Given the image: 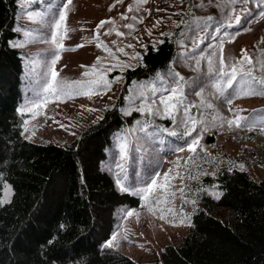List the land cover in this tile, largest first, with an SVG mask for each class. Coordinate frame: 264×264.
Segmentation results:
<instances>
[{"label":"trees","instance_id":"obj_1","mask_svg":"<svg viewBox=\"0 0 264 264\" xmlns=\"http://www.w3.org/2000/svg\"><path fill=\"white\" fill-rule=\"evenodd\" d=\"M184 1L179 27L159 40L163 43H147L142 59L118 71L120 86L111 106L74 139L42 143L23 135L25 115L18 111L25 86L23 50L10 42L19 34L21 5L19 0H0V197L4 183L11 186L10 202L0 205V264H264V171L254 176L242 156L217 148L214 132L203 133L202 142L215 149L199 144L201 154L193 155L197 164L187 173L185 195L196 204L187 203L190 223L180 239L165 243L149 261L102 247L121 212L141 208L140 197L131 190L143 186L163 157L190 140L158 131L179 132L171 119L134 110L140 107L139 97L135 93L131 104L126 99L134 97L132 87H160L158 73L168 78L174 68L181 74L180 49H193L189 56L194 59L205 53V61L213 53L212 33L217 28L218 33L233 32L225 15V6H232L229 0ZM258 1L248 0L241 22L264 10V0ZM200 3L203 7H195ZM234 7L243 5L238 0ZM209 15L211 21L193 19ZM203 71L200 66L193 70L197 91ZM145 95L151 97V88ZM124 136L126 158L117 147ZM118 178L129 192L120 190ZM218 193L222 195L216 199Z\"/></svg>","mask_w":264,"mask_h":264},{"label":"rangeland","instance_id":"obj_2","mask_svg":"<svg viewBox=\"0 0 264 264\" xmlns=\"http://www.w3.org/2000/svg\"><path fill=\"white\" fill-rule=\"evenodd\" d=\"M65 2L66 0H19L21 5L18 15L20 25L17 27L19 34L13 42L27 41L24 47H19L23 50V81L25 80L24 98L19 109L29 105V102L36 100L37 97L45 95L43 87L49 78L45 74L48 72L52 59V46L48 43L51 35L50 24L58 14V9ZM115 2L116 0H72L66 21L69 31L63 40L65 50L60 51L61 59L55 66L59 72V78L68 82L94 78L91 74L87 78L83 77L82 74L96 62L97 57L108 55L102 48L96 46L99 41H103L114 52L117 47H124L128 55L122 53H116V55L122 62L127 61L131 66L135 65L138 60L130 59V57L137 53L140 55V51L144 48L142 45L157 43L164 36L161 35L162 32L171 34L179 22V17H183L185 10L184 0H148L147 4L141 6L144 10L139 13H127L129 4L136 7L134 0H124L122 4H116L114 8L111 7ZM29 11L36 14V19H27L26 13ZM122 13L142 17L143 23L122 20L120 18ZM109 18L116 21V27L125 35L118 36L115 32L112 35H104V31L112 27V25L106 24L103 29H100L99 41L94 40L93 37L96 35L95 30L99 22ZM157 20H160L161 23L153 28V24ZM128 22L135 24L134 30L123 27ZM232 25L233 32L230 37H234V39L231 41L230 37L226 38L223 33L217 31L212 33L214 36L211 42L213 53L209 55L218 61L221 56L219 43L223 41L222 55L228 64L235 62L242 55L241 49H245L252 55L256 64V75H264L259 66L260 63H264V18H261L260 15L257 18L246 16L244 21L239 24L233 22ZM149 29L151 35L148 34ZM25 33L29 35L26 36ZM112 41H116V44H112ZM80 44H83L84 47H77ZM127 44H132L134 47L128 48L126 47ZM191 50L193 49L182 48L179 51V59L182 65L179 67L180 75L183 78L187 77V80L184 78L185 83H187L183 87L186 97L185 103L199 106L202 98L196 96L195 93L204 89V98L210 101L219 114L225 118L233 116V112L229 111V108L242 109L240 115L245 120L240 128L235 126L229 128L226 124L221 127L219 121L213 127L210 118L212 110L205 107L192 109V115L198 116L199 113H203V118L209 120L208 131L206 132H214L217 136L216 147L221 146L225 150L242 156L249 172L254 176L260 175L264 171V95L229 97L226 94L219 98L210 95L212 91L209 84L210 80L205 75V72H208L207 60L202 61L206 54L201 52L198 59H194V54L189 56ZM197 60H199V64L196 63ZM195 66H200L204 70L202 79H200L201 82L203 81V86L198 91L194 87L199 82L198 77L193 72ZM120 70L122 69L117 68L114 70L117 72L108 73L107 78L112 81V84L111 90L106 93L101 92L100 95H93L91 98L73 94L71 98L62 97L59 101H55L54 97L49 95V101L53 102L48 103L46 108L34 110L41 112V115L32 119V113L24 114V121L28 120L29 123L26 126L23 123V135L25 137L30 136V140L42 143L49 141L63 143L74 139L89 122L97 119L102 111L113 103L120 86L118 81V71ZM152 87L157 86L151 83L140 88L149 90ZM136 90L137 88L132 87L131 95L134 92V97ZM187 95L192 97V101L187 99ZM228 98L233 100L231 105L226 103ZM89 109H95V111H89ZM25 127L28 128L27 132L24 131ZM195 135L196 133H193V136ZM200 146L204 150L215 149L214 145L203 143L202 139ZM183 147L186 149L184 152L174 151L163 157L156 170L163 175L169 168H173L171 175H175V161L179 156L181 158L180 172L184 177V182L181 184V180L177 178L172 183L176 188H184L183 196L176 192L175 197H168V203L153 205L157 209L155 214L148 211L147 207H142L144 202L141 201V208L135 209L139 213L138 219L134 215L125 220L127 210H123L113 226V232L120 231L122 235H127L128 239H120L119 246L114 247V249L129 255L133 259L149 261L157 256L158 251L165 243L178 241L186 232L189 225L188 220L185 219L184 223L180 221L185 217H190V207H186L187 203H185V200H190L188 195H185L187 193V173L191 167L197 164V158L187 151L186 145ZM199 151L201 150L197 149L195 154H201ZM189 156H193V160L188 165H184V160H187ZM167 208H172L173 211H164L163 215L166 218L160 219L162 214L160 209L166 210Z\"/></svg>","mask_w":264,"mask_h":264},{"label":"snow or ice","instance_id":"obj_3","mask_svg":"<svg viewBox=\"0 0 264 264\" xmlns=\"http://www.w3.org/2000/svg\"><path fill=\"white\" fill-rule=\"evenodd\" d=\"M124 0H116V2L111 6L115 7L116 4H122ZM209 3L212 0H208ZM238 0H229V5L231 7H226L225 15L227 17L228 26L231 27L232 23L239 24L241 22L242 16L241 13L247 12L249 9L247 8L248 0H239V4L243 5L242 8L234 7ZM148 0H134V4L136 7H133V4H129L127 7V13H139L142 9V5L147 4ZM72 4V0H66L65 3L58 9V14L52 20L50 24L51 35L48 43L52 46V59L50 61V67L48 72L45 74L49 78L46 80L43 92L45 93L42 97H37L36 100L30 101L29 105H26L18 111L23 115L25 113H32V119H35L36 116L41 115V112L34 111L36 109L46 108L48 103L53 102L49 101V95L54 97L55 101H59L62 97L71 98L73 94L75 95H83L91 98L93 95H100L101 92L106 93L111 90L112 81L107 78L108 73H111L115 69H125L131 67V64L127 61L122 62L116 53H122L124 55H128L125 52L124 47H117L115 52L112 48H110L103 41H99L100 29H103L106 24L112 25L111 28H108L104 31V35H112L115 32L118 36H124L125 33L120 31L116 27V21L112 18L107 20H101L96 27V35L93 37L94 40L99 41L97 43V47H100L106 52L108 55L106 57H97L96 62L88 68L82 75L87 78L91 75L94 76L92 79H81L75 80L72 82L65 81L59 78V72L56 70V64L61 59L60 51L65 50L63 40L66 37L67 32L69 31L66 21L69 6ZM220 7V5H216ZM195 7H203V3L195 5ZM111 10V9H110ZM127 13L121 14L122 20H130V21H138L139 23H143V18L138 17L137 15L129 16ZM261 18H264V10L259 13ZM26 17L28 20L36 19V14L34 12H27ZM214 17L209 15L207 17H195L194 20L207 19L211 21ZM161 23L160 20H157L153 24V28ZM180 23H183L181 21ZM223 25H221L222 27ZM124 28L129 30L135 29V24L132 22L125 23L123 25ZM179 27V24L177 25ZM19 30V29H17ZM200 31H204V28H201ZM217 32L220 31V28L216 29ZM63 33V34H62ZM148 34L151 35V30H148ZM25 35H29L25 33ZM161 35H169L168 33H161ZM224 36L226 38L230 37V34L225 32ZM234 39V37H230ZM25 42L15 43L10 42L13 47H24ZM91 42V41H90ZM158 43H163V41H158ZM112 44H116V41H112ZM183 45V42L181 41ZM77 47H84L83 44L78 45ZM126 47L133 48L132 44H127ZM142 47H147L146 45H142ZM219 48L221 51V56L218 61L213 59L212 55L207 57V65H208V73L209 80L210 95L215 96L217 98L221 96H225L226 94L229 97H243L250 95H264V75L257 76L256 75V64L254 63L252 55L245 49H241L242 55L235 60V62L228 64L226 62V58L222 55L224 50V42L220 41ZM74 50V49H73ZM133 60L142 59L139 53L130 57ZM114 61V63H113ZM199 64V60L196 61ZM260 71L264 72V63H260ZM86 67V66H82ZM166 78L165 75L157 74V80L160 81L161 87H152L151 88V97H147L145 95V89L139 88L136 90V96L139 97L140 107L134 109L141 113L147 114L148 116H163L165 118H169L172 120L175 125V129L177 130H169L168 128L158 129L160 132L168 133L171 136L180 135L182 137H188L190 140H186L187 151L192 154L197 152V148L200 144V140L202 139V135L204 132L208 131V123L209 120L207 118H203V113H199L198 116L192 115V109L197 107H205L207 109L212 110L210 113L212 126H216V122H221L220 126H224L226 124L229 128L235 126L236 128H240L243 126L244 117L240 115L242 109H233L229 108V111L233 112V116L231 118H225L220 115L216 110L215 106L204 98V89L196 92L195 95L201 97V104H187L185 103L186 97L184 95V78L180 75L179 72H175L174 68L167 73ZM118 82V81H117ZM259 86V87H257ZM157 93L159 95L157 96ZM126 99L129 100L130 104L135 103L136 99L133 96H129ZM228 105L233 103L231 98L226 100ZM89 111H95V109H89ZM125 114H130L127 112ZM182 116V119H177V116ZM29 123L28 120L24 121V125L26 126ZM137 123H140L139 121ZM144 128H141L143 131ZM24 131L27 132L28 128L25 127ZM193 133H196L193 136ZM34 135V132H33ZM30 139L31 137H26ZM120 142L117 147L119 149V153L122 157H127L128 155V143L125 138H118ZM186 149L184 147H179L175 149L177 152H184ZM202 150V149H201ZM193 160V156H189L187 160H184V165H188ZM181 158L178 156L175 161V175H171L173 173V168H169L166 172L161 175L159 171H154L153 174L148 178V180L143 182V186L139 188H135L131 190V194L135 196H139L141 201L144 202L142 207H147L148 211L155 214L156 207L153 205H160L161 203H168V197H175L176 192H179L181 196L184 194V188L179 187L176 188L172 183L174 180L179 178L181 180V184L184 182V177L181 175ZM120 167V165H117ZM240 169L243 170V165H239ZM231 170V169H230ZM191 179H197L198 177L190 176ZM116 184L119 186L122 192H129L130 189L124 185L122 179L118 178L116 180ZM174 189V190H173ZM10 193L11 186L4 183L3 196L0 197V205L4 203L10 202ZM222 193L216 194V199L220 198ZM196 204L195 200L187 201L185 203ZM161 216L160 219H165V215H163L164 211L172 212V208L160 209ZM136 216L137 219L139 217V213L136 212L135 209L127 210L124 219L126 220L129 217ZM185 219L190 223V217H185L180 222L184 223ZM120 239L127 240V235H122L120 231H115L111 234L110 238L104 242L102 247L104 248H114L119 246Z\"/></svg>","mask_w":264,"mask_h":264}]
</instances>
